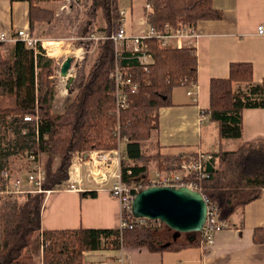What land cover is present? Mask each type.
<instances>
[{
    "label": "trees",
    "instance_id": "trees-1",
    "mask_svg": "<svg viewBox=\"0 0 264 264\" xmlns=\"http://www.w3.org/2000/svg\"><path fill=\"white\" fill-rule=\"evenodd\" d=\"M77 1L86 7L81 38L93 32L91 28L99 13L106 22L100 34L108 35L119 26L120 0ZM147 4L150 10H146L145 16L156 27L166 23L197 25L200 20L222 15L213 6V0H147ZM53 16L51 10L31 6L32 25L36 21H50ZM86 42L89 46L94 44ZM147 46L154 60L147 69L136 66L131 71L138 90L128 95V106L121 109L117 107L115 84L110 79L114 66L112 39L101 38L95 56L87 54L82 62L76 63V76L62 112L52 108L56 95L52 58L36 54L21 40H17L18 50L12 58L5 59L0 54V168L8 165V155L17 147L23 150L37 146L46 171L43 187L64 189L74 152L114 149L119 137L127 141L121 160L122 178L127 184L138 182L146 187L151 159H156L163 170L177 168L179 156L144 151L143 141L150 140L158 130L160 109L173 103V89L180 84L196 85L197 50L192 40L182 47H164L156 39H149ZM253 107H264V80H253L251 62H231L228 77L212 78L209 117L217 122L221 138L240 139L241 143L235 149L219 148L212 152L217 164L207 165L210 175L200 181L199 189L217 206L219 218L226 225L235 212L258 198L264 188V139L242 140L243 111ZM26 114H38L39 123L26 122ZM10 115L14 118L5 124ZM7 125L9 128L14 125V138L3 145L2 128ZM25 127L28 131L24 134ZM20 140L25 141L22 146ZM192 176L198 180L197 174ZM46 194H18L24 197V202L13 226L3 233L0 264H38L33 252L27 250L35 233L43 253L41 264H86L84 254L88 250L146 247L164 252L201 245L200 232L193 242L181 237L174 240L173 230L164 222L151 219L146 224L124 228L42 230L41 211ZM82 195L95 197L97 192L83 191ZM254 239L264 243V228L255 229Z\"/></svg>",
    "mask_w": 264,
    "mask_h": 264
},
{
    "label": "crops",
    "instance_id": "crops-1",
    "mask_svg": "<svg viewBox=\"0 0 264 264\" xmlns=\"http://www.w3.org/2000/svg\"><path fill=\"white\" fill-rule=\"evenodd\" d=\"M33 4L53 13L59 9V0H0V34L8 36L0 40V54L4 58H12L17 52L20 29L30 30L41 43L56 38L52 23L36 21L31 24ZM213 6L221 11V17L200 20L196 25L197 36L193 43L198 57L197 83L194 86L180 84L173 89V103L160 109L159 128L148 140L156 147L150 152L180 156L213 152L219 148L235 149L241 143L240 139L221 138L217 122L209 116L203 123L199 118L202 110L210 108L212 78L228 77L231 62H251L253 80H264V36L257 33V25L264 21V0H213ZM120 7L127 10L129 34H137L148 27L147 0H126V3L120 0ZM186 44H190V40L186 39ZM259 139H264V107L245 108L242 140ZM121 141L124 142L122 149L119 147L123 158L127 141ZM152 161H149V174ZM95 165L93 161L81 163L82 190L54 189L46 195L41 211L42 230L120 226L121 203L110 192L116 178L108 177L107 172H104L105 177H99V172L103 171L97 170ZM155 165L156 170L160 169L157 160ZM118 169L120 165L115 160L111 171ZM91 190L97 192L95 197L82 195L83 191ZM256 228H264V188L258 198L231 216L211 246H192L196 248L188 260L193 264H264V243L255 241ZM181 239L189 241L188 233H183ZM165 252L125 247L88 250L84 255L86 264H117L122 253L127 264H163Z\"/></svg>",
    "mask_w": 264,
    "mask_h": 264
},
{
    "label": "built area",
    "instance_id": "built-area-1",
    "mask_svg": "<svg viewBox=\"0 0 264 264\" xmlns=\"http://www.w3.org/2000/svg\"><path fill=\"white\" fill-rule=\"evenodd\" d=\"M147 8L150 9L149 4H147ZM119 12V26L110 34H96L93 31L89 36L82 37V39L88 42H97L101 38L112 39L114 43V66L110 72V79L115 84L117 107L121 109L128 106V95L138 90V83L134 80L131 71L136 66L147 69L149 64L154 60L153 54L148 51L147 40L156 39L164 47H182L186 39L194 42L197 36V29L196 25L189 23L177 26L166 23L163 27H156L149 24L141 32L129 34L127 10L120 7ZM257 33L264 36V21L257 25ZM5 39H8V36L5 33H1L0 40ZM17 39L21 40L25 46L33 48L36 54H43L45 50L48 52L44 47V43L39 42L30 30L20 29L17 34ZM83 48V45H81V49ZM84 54L85 52L76 54L75 61L82 60ZM208 116V112L202 110L199 118L200 122L203 123ZM24 120L38 124L40 117L38 114H27L24 116ZM13 128L14 125L11 129ZM23 129V133L25 134L28 128L25 127ZM94 150L96 149L73 153L65 188L82 190L83 178L79 171L80 165L83 162L93 161L96 163L97 170L103 171L99 172V177H105L104 172H107L108 177L116 178L111 186L110 192L121 203L120 227L124 228L138 224H146L148 218L136 217L132 213L133 199L136 193L141 188L143 189V184L138 182L127 184L123 181L121 150L118 148L109 150L98 149L99 151L96 153L92 152ZM41 156L42 153L37 146L35 148L27 147L16 153V168L11 163L0 168V195H18L36 192L49 193L51 190L43 187L46 179V171L41 163ZM76 157H78L77 161H75ZM179 157L180 163L177 168L172 170L157 169L153 176H149L146 187L151 185H185L200 191V181L210 175L207 171V165L212 162L213 166H215L217 164V157L212 152L205 151H200L196 154H181ZM115 160L118 166L120 165V169L113 172L111 168ZM192 174H197L198 180ZM26 182L28 185H26ZM202 194L208 204V214L205 224L200 231V244L204 248H208L215 242L217 233L226 227V223L220 220L217 206L211 204L207 196L204 193ZM117 264H127L123 253L118 257Z\"/></svg>",
    "mask_w": 264,
    "mask_h": 264
},
{
    "label": "rangeland",
    "instance_id": "rangeland-1",
    "mask_svg": "<svg viewBox=\"0 0 264 264\" xmlns=\"http://www.w3.org/2000/svg\"><path fill=\"white\" fill-rule=\"evenodd\" d=\"M126 3V0H125ZM58 11V12H57ZM54 12V16L52 20L45 21L47 23H52L53 26V34L54 39H50L44 42V47L48 50V52L45 50L43 52L44 57H50L53 59L52 66L54 67V78L56 79L55 83V90L56 95L53 98L52 101V108L56 112H61L64 110L66 106V102L68 100V97L70 96V88H67L68 84V78L69 76H76L77 67L75 63L82 62L81 60H76V54H82L85 52L84 56L89 54L91 57L95 56L96 54V47L97 42H94L92 46L87 45L88 43L86 40H83L81 38L80 29H82V21L85 18V12L86 7H84L81 3H79L77 0H59V9ZM106 26V22L104 17L102 16V13H99L98 20L96 24H93L92 28L93 31L96 34H100L99 31L101 28ZM81 45H83V49H81ZM76 53V54H75ZM73 56V66L72 69L69 72V75L67 77H63L60 74V68L63 63V61L66 59L67 56ZM4 57V56H3ZM85 58V57H84ZM10 59V57L5 58ZM53 77V76H52ZM72 86V84H71ZM57 101V102H56ZM56 102V103H55ZM27 115V114H26ZM11 118H14L13 115H10L6 118V123L12 121ZM155 134V133H154ZM121 135V134H118ZM13 129L9 128V126H5L2 128V138L4 141L3 145H7L10 140H12L14 137ZM119 137V143H118V149H122L124 146V140ZM144 142V151H155L156 147L154 146L155 143L149 142V141H143ZM21 146L25 143L24 140H20ZM120 147V148H119ZM117 149V148H114ZM153 149V150H151ZM21 151V147H17V149L10 155L9 157V163L13 165L14 168H16V153ZM78 160V157L75 158V161ZM154 161L151 162V172L150 176L154 175V172L156 171V159H153ZM72 162V159H71ZM41 163L44 167L43 163V156H41ZM84 163V162H83ZM82 163V164H83ZM155 166V167H154ZM45 169V168H44ZM69 169V168H68ZM161 169V168H160ZM69 176V174H68ZM26 185L27 182H26ZM67 189V188H64ZM52 191V189H50ZM48 194V193H47ZM46 194V195H47ZM24 202V197L22 195H0V243L2 240L3 233L10 227L13 226L16 217L18 216V211L20 205H22ZM165 225V224H164ZM185 235V233H184ZM34 240L30 248L27 250L30 252H33L34 257L39 260L38 264H41V258H42V248L40 247L39 243V236L38 233H35L33 236ZM185 240V239H182ZM39 246V247H37ZM191 249H183V251H166L165 252V258L163 264H193L188 259L189 254L191 252H194L193 248L196 247H190ZM179 252V253H177Z\"/></svg>",
    "mask_w": 264,
    "mask_h": 264
},
{
    "label": "water",
    "instance_id": "water-1",
    "mask_svg": "<svg viewBox=\"0 0 264 264\" xmlns=\"http://www.w3.org/2000/svg\"><path fill=\"white\" fill-rule=\"evenodd\" d=\"M73 66V56L63 61L60 74L67 77ZM74 76H69L67 88L71 87ZM132 213L136 217L160 220L173 230V239L188 233L193 242L202 230L208 204L203 194L185 185H151L138 191L132 202Z\"/></svg>",
    "mask_w": 264,
    "mask_h": 264
}]
</instances>
